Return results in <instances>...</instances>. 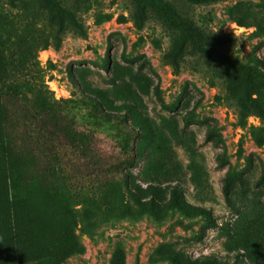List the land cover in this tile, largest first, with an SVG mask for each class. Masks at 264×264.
Here are the masks:
<instances>
[{"label":"rangeland","instance_id":"1","mask_svg":"<svg viewBox=\"0 0 264 264\" xmlns=\"http://www.w3.org/2000/svg\"><path fill=\"white\" fill-rule=\"evenodd\" d=\"M67 2L85 36L68 33L58 49H36L37 43L32 47L63 121L88 135L89 149L95 159L103 158L101 165L125 158L117 124L93 115L69 74L91 70L89 81L105 88L108 57L121 68L144 63L145 82L158 87L166 108L152 89L143 97L157 138L133 172L145 180V186L151 181L162 187L179 184L188 203L211 210L216 227H207L201 216H185L176 209L168 210L162 220L147 214L109 220L88 234L78 224L74 235L84 252L61 264H112L119 256L122 264H172L159 258L163 250L190 258L213 256L227 264H264V122L254 115L239 116L234 101L225 96L218 71L202 59L185 55L177 72L163 60L173 37L154 16L153 7L146 9L147 19L138 27L132 0ZM175 4L206 34L228 38L221 50L264 78V25H259L264 23V0ZM232 8H236L233 14ZM0 15L9 22V31L0 40L1 53L7 48L17 51L21 44L38 39L37 26L44 29L38 22L29 28L26 12L10 8L6 0H0ZM237 16L245 17L249 25L238 24ZM53 135L58 136L53 137L52 148L61 155L72 185L87 183L92 163L86 164L82 147ZM34 187L46 191L43 184ZM84 196L82 190L69 193L71 206L80 208Z\"/></svg>","mask_w":264,"mask_h":264},{"label":"trees","instance_id":"2","mask_svg":"<svg viewBox=\"0 0 264 264\" xmlns=\"http://www.w3.org/2000/svg\"><path fill=\"white\" fill-rule=\"evenodd\" d=\"M132 1L138 27L147 19L146 9L153 7L154 16L171 33L173 41L163 60L175 72L185 55L202 59L208 68L218 71L225 96L234 101L239 116L254 115L264 122L263 76L252 73L221 50L228 38L206 34L175 4L183 1L203 5L219 0ZM6 3L12 9L26 12L29 28L38 22L44 29L37 26L38 39L21 44L17 51L7 48L0 52V264L32 261L61 264L68 257L82 254L83 247L74 235L78 224L88 234L109 220L136 219L145 214L162 220L168 210L176 209L185 216H201L207 227H216L211 210L188 203L179 184L162 187L151 181L145 186V180L133 172L157 138L143 97L152 89L164 106L158 87L145 82L142 73L145 64L121 68L108 57L104 67L108 74L105 88L89 81L94 74L91 70L69 74L93 115L117 124L125 158L104 159L106 162L101 165L103 158L95 159L89 149L88 135L63 121L59 102L47 90L43 72L32 54L35 43L36 49L50 46L58 49L68 33L84 37L83 24L67 0H6ZM230 12L233 14L236 8ZM245 20L242 16L236 18L238 24L249 25ZM8 25L5 15H0V40L9 31ZM53 133L73 146L82 147L86 164L92 163L87 168L91 169L85 176L87 183L80 187L72 185L74 180L61 155L52 148V139L58 136ZM37 184H43L46 191H37L34 187ZM72 189L85 191L78 209L70 204L68 194ZM159 258L172 264H227L213 256L190 258L173 250H163ZM112 264H122L121 256Z\"/></svg>","mask_w":264,"mask_h":264}]
</instances>
